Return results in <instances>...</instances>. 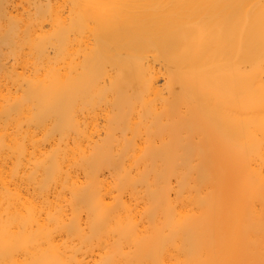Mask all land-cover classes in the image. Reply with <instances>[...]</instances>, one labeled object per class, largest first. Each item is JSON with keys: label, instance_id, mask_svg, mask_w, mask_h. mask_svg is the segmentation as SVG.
Returning <instances> with one entry per match:
<instances>
[{"label": "bare ground", "instance_id": "bare-ground-1", "mask_svg": "<svg viewBox=\"0 0 264 264\" xmlns=\"http://www.w3.org/2000/svg\"><path fill=\"white\" fill-rule=\"evenodd\" d=\"M0 264H264V0H0Z\"/></svg>", "mask_w": 264, "mask_h": 264}]
</instances>
